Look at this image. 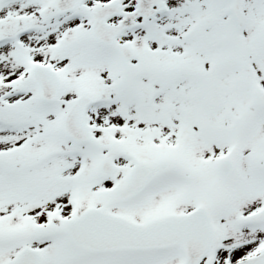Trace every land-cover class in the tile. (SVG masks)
Instances as JSON below:
<instances>
[{"label": "snow or ice", "instance_id": "snow-or-ice-1", "mask_svg": "<svg viewBox=\"0 0 264 264\" xmlns=\"http://www.w3.org/2000/svg\"><path fill=\"white\" fill-rule=\"evenodd\" d=\"M0 264H264V0H0Z\"/></svg>", "mask_w": 264, "mask_h": 264}]
</instances>
